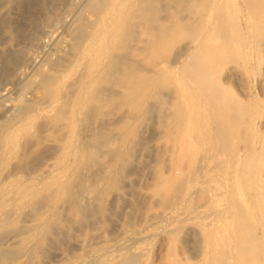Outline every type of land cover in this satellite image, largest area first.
<instances>
[{"label":"bare ground","instance_id":"obj_1","mask_svg":"<svg viewBox=\"0 0 264 264\" xmlns=\"http://www.w3.org/2000/svg\"><path fill=\"white\" fill-rule=\"evenodd\" d=\"M239 4L238 0H0L2 42L12 40L5 24L9 5L25 8L26 16L37 11L42 18L40 23H29L21 44L0 47V72L11 69L8 75L13 80L16 76V82H10L17 86L18 80L20 85L19 96L14 92V98L2 93L8 85L0 89V153L11 128L19 126L18 132L21 127L28 129L39 116L43 126L40 133L37 128L38 135L32 134L31 142L50 153L16 188L19 198L30 204V212L23 206L8 211L0 202V264L31 263L36 251L49 247L65 209L68 217H83L99 210L104 196L112 202L122 199L125 206L120 220L129 225L137 220L151 221L152 203L183 199L179 196L183 181H178L172 158L177 142L173 139L180 132L185 109L190 122L199 125L197 128L203 124L199 130L207 132L206 137H199L207 143L208 159L194 174L202 178L219 169L220 149L229 133L226 123L232 122L236 99L225 81L239 77L238 69L224 54L229 51L225 47L229 38L219 32L229 23L237 29ZM248 7L254 37L261 42L254 60L264 85V0H250ZM212 19L214 24L207 28ZM52 27L59 37L46 36ZM238 37L236 31L234 38ZM44 38H50L48 53L36 64L31 62L33 67L27 73L24 68L30 62L24 49L39 48ZM9 77L0 78L6 82ZM261 117L264 134V110ZM171 123L176 125L174 134L170 133L174 137L162 138ZM150 125L151 138H145L149 132L143 135L146 141L136 151L138 158L131 161L128 156L136 139ZM223 125L227 128L220 129ZM192 126L189 124L194 130ZM160 138L166 142L161 143ZM247 149L249 198L264 213V144L251 143ZM163 161H171V168L164 170ZM6 197L2 191L0 199ZM210 205L191 209L185 218L206 222ZM178 223L170 226L172 229L167 226L169 231ZM147 237H136L128 251L104 255L97 264H140ZM83 244L76 246L83 249ZM246 250L251 252L244 249L241 264L263 263L264 252ZM219 256L216 261L225 259ZM74 257L62 264H82L81 254Z\"/></svg>","mask_w":264,"mask_h":264},{"label":"rangeland","instance_id":"obj_2","mask_svg":"<svg viewBox=\"0 0 264 264\" xmlns=\"http://www.w3.org/2000/svg\"><path fill=\"white\" fill-rule=\"evenodd\" d=\"M251 1L256 2L257 0ZM249 2L250 0H238V3H240V23L237 29L231 26L230 23L224 24V27L221 25V28L223 27L221 31L223 32L219 29V33L225 34L226 38H229L227 42L229 41L230 46L226 45L228 43L225 44V47L228 46L229 51L224 52V54L228 56V60L231 61L230 64L235 66L239 73L238 80L228 79L225 81L230 86V90L236 99L231 124L227 121L228 123L226 124L228 126H226L228 128L224 125L220 127V129L223 127L227 128L229 133L224 135L225 141H223V148L220 149L222 155L220 154L219 169L213 174L209 173L202 176V178L199 177L200 175L194 174V171L202 168L208 159V154L204 150L207 143L204 138L202 140L199 137H206L207 132L203 134L202 132L204 131L199 130L200 128L203 129V124L200 125V128H197L199 125H196L193 121L190 122V114L185 109L186 114L182 120L184 125L180 124L181 127H179L180 132H178V135L177 133H175V137L172 135L174 134L172 131L176 128V125L175 123H171L172 126L170 128L166 125L167 132L162 137L167 136L165 137L166 139L174 137L173 140L177 141L175 143L172 164L178 168L176 175H179V183L183 181V186H181L182 193H179V196L183 199H173L170 204L164 203L165 205L158 204L157 202L152 203L151 207L149 206L152 211L151 221L145 219L137 220L129 225L122 224L120 220L125 206V201L122 199L112 202L111 199L108 201V197L104 196L100 203L101 207L99 206L100 208H98L99 210L83 217L71 216V214H68V217L66 216L67 210L65 209L64 213L62 212L61 214L63 217L60 216L61 219H59L62 222H59V224L63 225L64 228L57 225L58 229H55L54 235L52 234L50 239L51 246L49 245L47 249L45 248L46 250L36 251L35 257H31L32 260H30L32 262H29V264H62L68 262V260L78 254H81L82 258H84L82 264H97L101 258L105 257L104 255L107 256L116 251H128L130 246L135 244L136 237L141 236H149V238L147 237L149 241L144 249L145 252H143L140 264H216V262L222 264L223 262L226 263V259L227 261L228 259L229 261L231 260L233 264H241L239 259L244 249H250L251 252L256 250L264 252V213L259 211L257 204L251 200L252 197L249 198L250 185L246 169L249 156L247 146L253 143L261 147L264 144L263 126L260 121L262 118L261 112L264 110V85L260 82L259 69L254 60L256 51L261 47V42L259 38L254 37L255 25H251L249 22L250 18L247 16V12L251 10V7H248ZM25 10L23 7L8 6L5 24L7 36L11 37L12 40L8 43L7 41L2 42L0 40V47L7 46L8 44L16 47L19 43L21 44L24 40L22 38L26 36L25 33L27 34L29 23L32 20H36L34 21L36 23L42 21L39 12L36 11L37 13L33 12L31 13L33 15L27 14L26 16L27 11ZM262 16L264 17V13ZM214 21L212 19L207 22V28H211ZM236 31L239 33L237 39L234 38ZM48 33L54 37H59V34H57V31L53 27L48 28ZM49 34L46 36L53 37ZM18 41L19 43L16 44ZM49 43L50 38L48 41H45L44 38L41 45L45 47L38 45L39 48L37 49L36 46H33V49L31 47L30 49L28 47H26V50L24 49L27 57L29 56L28 62L31 65V62L34 61L33 64H36L39 60H42V57L44 58L47 55ZM1 62L2 60L0 59ZM30 64H27L29 70L24 68L27 73L33 67ZM2 71L0 72V77L6 78L9 77L8 74L12 70L4 69V72ZM12 74L13 76L16 75ZM15 77L14 80L12 77L7 78L9 81L5 79L6 82L8 81L7 84H5L4 78H0V89L2 90L4 86L8 85L5 88L6 91L3 90L2 93H7V96H11L10 98L19 96L18 89L20 85L17 80V89L14 83L16 82ZM10 80L14 82H10ZM12 84H14L13 87ZM14 86H16L15 89ZM13 94L16 96L13 97ZM216 120H219V118ZM32 121V125L29 124L28 129L21 127L20 132H18L19 126L11 128L8 140L2 142L3 148L0 153V186L3 183V187L0 188V194L4 191L7 197L6 199H0V202L7 206L8 211L17 206H23L24 210L29 209L30 204L19 198L15 193L16 188L22 179L28 177L27 174L31 175L34 170L40 167L42 161L47 156H50L48 149L34 146L33 142H31V140L33 141L32 134L38 135L42 129V116ZM219 122L221 126V121ZM189 124L192 129V125H195L194 130L189 127ZM149 127L150 129H148ZM186 127L189 129L188 131ZM218 127L216 128L218 129ZM37 128L40 129L39 133ZM29 130L31 133H29ZM147 132L149 134L145 138H151V125L146 126L136 139L137 141L134 143L128 156L131 161L138 158V152L136 151L141 147L140 143H145L146 139L143 141V135H146ZM171 132L172 134H170ZM188 132L189 134H187ZM191 132H196V134H192ZM184 136L186 137L185 139ZM27 137L31 139H27ZM194 137L196 138L194 139ZM162 138H160L162 141H159L165 143L166 141H163L164 139ZM202 144L204 145L202 146ZM220 151L219 153H221ZM162 163L161 166L164 170L171 168V161H163ZM16 174L17 176H15ZM193 174L195 175L194 177ZM6 182L7 184H5ZM179 183L176 186L178 188ZM181 191L179 190V192ZM22 203L24 205H21ZM209 205L212 207V210L203 220L206 222L201 223L185 218L192 210H201V208L203 209V207ZM213 209H215L214 212ZM27 210L26 213L30 212V210ZM177 214L181 219L177 217ZM50 215L52 216L51 211ZM153 215L155 216L154 219ZM176 219L179 222L178 226L170 232L169 228L172 229L170 226L177 223ZM78 242L84 243L83 249L77 248ZM251 249H254V251ZM246 252L251 253L247 250ZM217 256L221 257V260L222 258L225 259L216 261L218 259ZM262 264H264V260Z\"/></svg>","mask_w":264,"mask_h":264}]
</instances>
